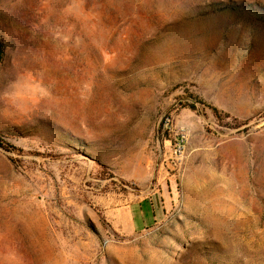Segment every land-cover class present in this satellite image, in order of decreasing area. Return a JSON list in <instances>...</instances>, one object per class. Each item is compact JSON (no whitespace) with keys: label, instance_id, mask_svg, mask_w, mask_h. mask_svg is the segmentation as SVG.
I'll use <instances>...</instances> for the list:
<instances>
[{"label":"rangeland","instance_id":"1","mask_svg":"<svg viewBox=\"0 0 264 264\" xmlns=\"http://www.w3.org/2000/svg\"><path fill=\"white\" fill-rule=\"evenodd\" d=\"M0 44V264H264V0H0Z\"/></svg>","mask_w":264,"mask_h":264},{"label":"crops","instance_id":"2","mask_svg":"<svg viewBox=\"0 0 264 264\" xmlns=\"http://www.w3.org/2000/svg\"><path fill=\"white\" fill-rule=\"evenodd\" d=\"M134 209H136L137 212L134 211ZM148 214L149 213L140 210L139 206L136 208L131 205L122 212L121 217L124 218L123 223H121V220H118L116 226L124 233H134L137 230L143 229L147 225ZM137 219H139V223L142 227L138 224ZM138 225L140 227H138Z\"/></svg>","mask_w":264,"mask_h":264},{"label":"built area","instance_id":"3","mask_svg":"<svg viewBox=\"0 0 264 264\" xmlns=\"http://www.w3.org/2000/svg\"><path fill=\"white\" fill-rule=\"evenodd\" d=\"M186 146V137L185 135H181L179 140L175 143V151H174V158H172V161L174 162L175 160H179V156L182 155L183 150L185 149ZM174 166H176V163H174Z\"/></svg>","mask_w":264,"mask_h":264},{"label":"trees","instance_id":"4","mask_svg":"<svg viewBox=\"0 0 264 264\" xmlns=\"http://www.w3.org/2000/svg\"><path fill=\"white\" fill-rule=\"evenodd\" d=\"M4 57V51H3V46L0 44V62L2 61ZM191 109L196 110L195 106H191ZM214 111V114L216 115V117H220V112L218 111L217 108L212 107L211 108ZM11 147V148H8ZM0 148H2L5 151H9L8 149H14L13 146H9V144H5V143H0Z\"/></svg>","mask_w":264,"mask_h":264}]
</instances>
